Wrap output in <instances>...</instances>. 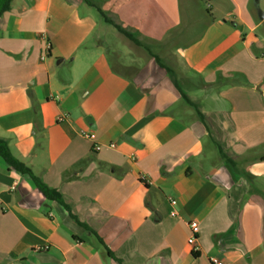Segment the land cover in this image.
Masks as SVG:
<instances>
[{
	"label": "crops",
	"instance_id": "1",
	"mask_svg": "<svg viewBox=\"0 0 264 264\" xmlns=\"http://www.w3.org/2000/svg\"><path fill=\"white\" fill-rule=\"evenodd\" d=\"M201 1L12 0L0 138L80 224L0 160V264H264V13Z\"/></svg>",
	"mask_w": 264,
	"mask_h": 264
},
{
	"label": "trees",
	"instance_id": "2",
	"mask_svg": "<svg viewBox=\"0 0 264 264\" xmlns=\"http://www.w3.org/2000/svg\"><path fill=\"white\" fill-rule=\"evenodd\" d=\"M11 3L12 0H0V18L7 12H9L11 10ZM101 13V12H100ZM102 14V13H101ZM104 17V16H103ZM105 21L108 23H111L109 20H107L104 17ZM116 29L122 33L123 35H125L128 39H130L133 43L135 44H139L138 41H136L130 34L124 32L122 29H120L118 26H115ZM152 55V53H151ZM156 62L158 63V65L160 67H162L167 73L170 74L171 76V71L167 68H165L162 64H160L159 60L157 57H155ZM175 84V83H174ZM184 97V96H182ZM199 119L203 122V117L202 115L196 111ZM224 159L226 161L229 162V159L225 158ZM0 160L9 168L14 170L15 172L21 174V175H26L28 176L31 181L33 182L34 186L40 191V193L44 196V198L47 201H51V202H56L58 204H60L69 214V216L75 220L77 223H79L76 219V217H74L71 214L70 211V207L64 202L61 194L53 188L48 187L47 185H45L42 180L38 177H36L32 171L30 170L29 167H27L24 163H22L21 161H19L18 159H16L13 154L11 153L9 146L6 142V140H4L3 138H0ZM80 224V223H79ZM92 235H94L96 241L103 246V241L99 238V236L95 233H93ZM118 263H120L118 260H116Z\"/></svg>",
	"mask_w": 264,
	"mask_h": 264
},
{
	"label": "built area",
	"instance_id": "3",
	"mask_svg": "<svg viewBox=\"0 0 264 264\" xmlns=\"http://www.w3.org/2000/svg\"><path fill=\"white\" fill-rule=\"evenodd\" d=\"M49 44L48 42L44 41V54L42 58H44L45 55L49 53ZM58 121H61V119H58ZM84 137L89 138L88 134H84ZM111 148H113V145H110ZM98 149V147H96ZM171 204H174V201H171ZM189 228H190V236L188 239V244L192 250V252H196L198 249L197 245V237L196 234L198 232V224L195 221H192L189 223ZM209 264H223V262L215 257H212L209 259Z\"/></svg>",
	"mask_w": 264,
	"mask_h": 264
},
{
	"label": "rangeland",
	"instance_id": "4",
	"mask_svg": "<svg viewBox=\"0 0 264 264\" xmlns=\"http://www.w3.org/2000/svg\"><path fill=\"white\" fill-rule=\"evenodd\" d=\"M211 3V2H210ZM209 5L207 0H202L200 6L202 8V12L206 15V7ZM250 6L255 11L256 17H259L260 12L264 13V0H250ZM264 31V24L255 31V34L261 36Z\"/></svg>",
	"mask_w": 264,
	"mask_h": 264
},
{
	"label": "water",
	"instance_id": "5",
	"mask_svg": "<svg viewBox=\"0 0 264 264\" xmlns=\"http://www.w3.org/2000/svg\"><path fill=\"white\" fill-rule=\"evenodd\" d=\"M259 17H260V18H262V17H263V13H262V12H260V15H259Z\"/></svg>",
	"mask_w": 264,
	"mask_h": 264
}]
</instances>
